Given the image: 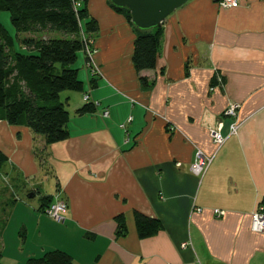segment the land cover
<instances>
[{
  "label": "crops",
  "instance_id": "obj_1",
  "mask_svg": "<svg viewBox=\"0 0 264 264\" xmlns=\"http://www.w3.org/2000/svg\"><path fill=\"white\" fill-rule=\"evenodd\" d=\"M237 1L189 0L161 25L155 68L137 72L133 27L108 0H86L99 27L88 41L98 74L82 52L83 92L64 100L67 138L46 144L0 120V182L13 183L20 235L37 240L16 255L0 235L3 264L53 250L73 264H264V233L251 231L264 203V0ZM84 94L95 109L76 115ZM230 104L240 105L235 118ZM210 129L226 138L219 148ZM197 151L211 158L201 175L190 172ZM19 194L37 197L36 209ZM57 199L67 204L63 223L45 212ZM136 214L157 231L140 238Z\"/></svg>",
  "mask_w": 264,
  "mask_h": 264
},
{
  "label": "trees",
  "instance_id": "obj_2",
  "mask_svg": "<svg viewBox=\"0 0 264 264\" xmlns=\"http://www.w3.org/2000/svg\"><path fill=\"white\" fill-rule=\"evenodd\" d=\"M76 1L80 2L78 8ZM108 5L132 26L126 9H117L109 1ZM2 12L9 13L23 50L15 49L14 38L0 24V120L28 127L34 134L42 136L46 144L62 141L68 136L69 114L65 108L67 102L60 101V94L83 92V83L74 64L77 54L84 52L91 36L98 32V24L89 17L86 0H0ZM160 28L142 32L133 27L136 37L132 62L137 72L155 68ZM20 34L38 36L20 38ZM141 80L147 86L146 79ZM94 109L93 103L86 102L75 113L83 115ZM7 160L0 151V169ZM117 223L118 234H125L123 218H117ZM135 225L140 238L149 237L158 229L157 221L141 214L135 215ZM0 264H3L1 255ZM25 264L73 262L66 253L53 250L40 258L29 259Z\"/></svg>",
  "mask_w": 264,
  "mask_h": 264
},
{
  "label": "built area",
  "instance_id": "obj_3",
  "mask_svg": "<svg viewBox=\"0 0 264 264\" xmlns=\"http://www.w3.org/2000/svg\"><path fill=\"white\" fill-rule=\"evenodd\" d=\"M219 5L225 8H236L238 7L237 0H217ZM76 8L80 6L79 2L76 1ZM85 57L89 62H87V66L90 69L91 76H95L98 74V69L95 66L92 55L93 51L88 43L84 49ZM83 99L85 102H89V98L86 94L83 95ZM95 105V103H93ZM96 106V105H95ZM239 104H230L225 111V115L230 118H235L237 116V111L239 109ZM108 112L105 110L103 113V117H107ZM123 127V126H121ZM239 125L236 122H233L229 126V134L233 135L237 133ZM209 133L211 134V138L213 143L219 148L226 140L219 131H215L210 129ZM211 163V158L205 157L202 155L200 151L196 152L195 160L190 166V172L193 175H201L203 174L209 167ZM67 210V204L63 200H54L50 205L46 208V214L55 222L63 223L64 221V214ZM200 211V210H199ZM223 211L215 210L214 215L220 217L223 215ZM251 231L254 233L262 234L264 233V203L258 204L255 211L252 213L251 218Z\"/></svg>",
  "mask_w": 264,
  "mask_h": 264
},
{
  "label": "rangeland",
  "instance_id": "obj_4",
  "mask_svg": "<svg viewBox=\"0 0 264 264\" xmlns=\"http://www.w3.org/2000/svg\"><path fill=\"white\" fill-rule=\"evenodd\" d=\"M80 4V2H79ZM9 13L7 12H2L0 13V24L7 30V32L10 34V36H12L14 38V41H15V49L17 51H22L23 49L20 47V44L18 42V39L16 38L15 36V31L10 23V18H9ZM37 37L36 35H26V34H20L18 37L22 38V37ZM48 36V35H47ZM83 36V35H81ZM56 37H60V35H56ZM98 38V36H97ZM106 38V37H105ZM83 53L82 51L79 52L77 54V60L74 64V67L78 68L77 64L79 63V61L83 58L82 57ZM80 71H82V69H80L78 71V73H80ZM79 76V74H78ZM69 93H74V92H71V91H65V92H62L60 94V101H64L65 100V95L66 94H69ZM67 110V109H66ZM68 112V111H67ZM12 182L9 183V182H0V186H5L7 187V190L4 192L3 190V194H1V197H0V231H1V228L2 227H6V232L0 234L2 235V239H3V235L5 236L6 238V243H7V249H6V253H15L16 255L18 253H20L21 249L23 246L27 247V249L30 247V246H35L36 245V238H32V236L30 235V237L28 238V240L25 242L24 241V236L25 234H23V231L20 235V232H21V229L19 226V221H18V216L17 214H13V207H14V196L11 195V192H15L14 190H12L10 186H12ZM9 186V187H8ZM17 194V193H16ZM17 196H20V200H24V203H26V205H28L31 209H36V206H37V197H34V198H27L26 194H19ZM17 199V198H15ZM18 199V201L16 203H19L21 202L20 200ZM4 202L3 204H1V202ZM7 201V202H6ZM18 224V225H17ZM0 240H1V237H0Z\"/></svg>",
  "mask_w": 264,
  "mask_h": 264
},
{
  "label": "water",
  "instance_id": "obj_5",
  "mask_svg": "<svg viewBox=\"0 0 264 264\" xmlns=\"http://www.w3.org/2000/svg\"><path fill=\"white\" fill-rule=\"evenodd\" d=\"M117 9L129 12L131 24L142 32L152 31L163 24L175 10L189 0H108Z\"/></svg>",
  "mask_w": 264,
  "mask_h": 264
}]
</instances>
